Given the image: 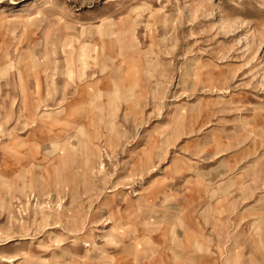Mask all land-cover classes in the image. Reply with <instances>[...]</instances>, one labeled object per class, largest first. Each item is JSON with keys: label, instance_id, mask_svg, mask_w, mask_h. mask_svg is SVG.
<instances>
[{"label": "rangeland", "instance_id": "374dc122", "mask_svg": "<svg viewBox=\"0 0 264 264\" xmlns=\"http://www.w3.org/2000/svg\"><path fill=\"white\" fill-rule=\"evenodd\" d=\"M0 264H264V0H0Z\"/></svg>", "mask_w": 264, "mask_h": 264}, {"label": "crops", "instance_id": "0c3cea01", "mask_svg": "<svg viewBox=\"0 0 264 264\" xmlns=\"http://www.w3.org/2000/svg\"><path fill=\"white\" fill-rule=\"evenodd\" d=\"M100 92V91H99ZM63 121H58V123L57 124H59V126H60V128L63 126Z\"/></svg>", "mask_w": 264, "mask_h": 264}, {"label": "bare ground", "instance_id": "6f19581e", "mask_svg": "<svg viewBox=\"0 0 264 264\" xmlns=\"http://www.w3.org/2000/svg\"><path fill=\"white\" fill-rule=\"evenodd\" d=\"M86 246H88L87 244H85Z\"/></svg>", "mask_w": 264, "mask_h": 264}]
</instances>
